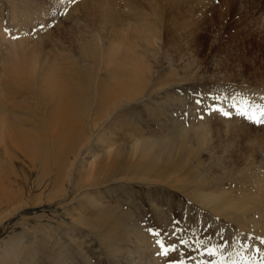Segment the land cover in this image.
I'll list each match as a JSON object with an SVG mask.
<instances>
[{
    "label": "rangeland",
    "instance_id": "374dc122",
    "mask_svg": "<svg viewBox=\"0 0 264 264\" xmlns=\"http://www.w3.org/2000/svg\"><path fill=\"white\" fill-rule=\"evenodd\" d=\"M6 26L20 37H4ZM9 69L23 74L5 77ZM131 69L146 76L136 95L118 86ZM88 73L96 88L82 99L89 136L82 143L66 127L54 132L69 154L63 186L54 184L60 159L46 130L39 159H1L14 173L0 182V199L24 202L8 218L13 208L2 207L0 264H264V128L199 104L228 88L264 94L263 0H0V92L8 84L49 91L30 84L46 75L70 89L72 75ZM105 91L119 103L98 110ZM35 112L24 116L31 139L44 120ZM136 141L151 145L154 163L122 169Z\"/></svg>",
    "mask_w": 264,
    "mask_h": 264
},
{
    "label": "bare ground",
    "instance_id": "6f19581e",
    "mask_svg": "<svg viewBox=\"0 0 264 264\" xmlns=\"http://www.w3.org/2000/svg\"><path fill=\"white\" fill-rule=\"evenodd\" d=\"M125 58V56H124ZM3 75L5 77L19 76L23 72H15L12 69L3 70ZM129 78L125 81H122L118 84L119 88L123 92H132L134 88L133 95H136L138 88L144 83L146 79L145 75H139L135 73V69L128 71ZM86 80H81L78 77L72 75V87L67 89L65 84L62 82L57 75H46L45 77H31L30 84L34 85L38 83L43 88L47 87L49 91H18L14 90L10 84L3 86L2 91L0 92V182L2 183L3 177H7L10 174H13V170L8 166L9 163H3L8 160L10 164H15V155L18 154L19 157L25 162H34L39 159L40 153H36L37 147L41 145L42 133L46 130L47 133L51 134L52 144L55 143V147H58L56 150V155L60 159V162L57 161L59 171L57 174V179L54 181L55 186L60 182L62 184V174L68 167L69 154L64 150V145L59 139H55L54 132H57L59 127L65 128L68 130V133H72L74 140L78 139L80 142H84L90 134V129L87 126H84L85 118H90V111L86 102L83 103L82 99L87 96H91L96 88L94 86V79L92 74L88 73L85 75ZM3 81V80H2ZM140 83L137 85V83ZM79 84L83 86V90L80 89ZM50 98H46V97ZM73 98L74 103L69 100H62L64 98ZM42 99H48L47 102H44ZM79 99V100H75ZM114 99L111 103V106L119 103V101L114 98L113 95L108 94L106 91L102 92L99 98L98 110H106L109 108L107 105L109 101ZM38 108H42L44 111V120L43 122H38L32 127L34 138L31 139V131L29 132L26 127V118L24 116L33 114L34 119L36 118L35 114ZM39 112V111H38ZM37 120V119H36ZM95 121L97 119H94ZM30 123V119H28ZM35 123V121H33ZM30 130V129H29ZM81 136V137H80ZM183 140V138H182ZM181 148L185 146V141L182 143ZM139 141H136L135 144L129 149L134 148V151L130 155L125 157L124 162L122 163V169H132L135 172L141 169L140 160H146L150 163H154L152 157L149 156L151 151L150 144H141L139 147ZM76 146V143L73 144V147L68 151L72 153V149ZM171 145L166 146V151L170 154ZM65 153V154H64ZM132 157H137L138 162L130 161ZM17 162H19L17 160ZM21 162V160H20ZM32 165V164H31ZM98 165H92L90 167L91 177H94L98 173ZM150 169V168H149ZM100 172V171H99ZM129 175V174H126ZM60 177V178H58ZM6 180V179H5ZM4 180V182H5ZM10 180V179H9ZM25 180V179H24ZM114 180H116L114 178ZM11 184V183H10ZM3 185V184H2ZM15 186V185H13ZM12 189V187H11ZM19 190V189H18ZM4 186L0 188V193H3ZM18 192V191H17ZM24 202V196H8L4 201L0 199V214L3 213L2 207L6 206L7 209H11V213L5 215L4 218L10 217L11 214L17 212L15 206L21 202ZM24 206V205H23ZM23 208V207H21ZM24 209V208H23ZM20 210V209H19ZM18 210V211H19ZM10 212V211H9ZM8 212V213H9ZM3 218V217H2ZM1 220V222L4 220ZM5 221V220H4ZM247 232L255 233L249 228H240ZM242 230V231H243ZM251 236V235H250ZM257 240V239H256ZM260 241V240H259ZM12 244V243H11ZM231 246V245H230ZM114 253V251L112 250ZM240 255V252L237 253V256ZM255 258V256L253 257ZM264 261V260H263ZM219 262V261H218ZM236 263V262H235ZM232 264V263H231Z\"/></svg>",
    "mask_w": 264,
    "mask_h": 264
},
{
    "label": "snow or ice",
    "instance_id": "6c2138e0",
    "mask_svg": "<svg viewBox=\"0 0 264 264\" xmlns=\"http://www.w3.org/2000/svg\"><path fill=\"white\" fill-rule=\"evenodd\" d=\"M229 107H236V105H229ZM213 110L220 111L219 108H215ZM258 112H259L258 116L255 113H253L252 115H249L248 109L247 108H243V109L240 110V112L238 114H240L242 116H246L248 119H250V120H252V121H254L256 123H264V107H261L260 109H258ZM222 114L225 115V116L230 115V113L227 112V111H224ZM261 242L264 243V240H262ZM160 247H161V249H164V245L163 244H161ZM173 250H175V249H173ZM163 254L164 255L168 254L166 249L163 251ZM214 254L215 253H212V252L209 253V255H214Z\"/></svg>",
    "mask_w": 264,
    "mask_h": 264
}]
</instances>
